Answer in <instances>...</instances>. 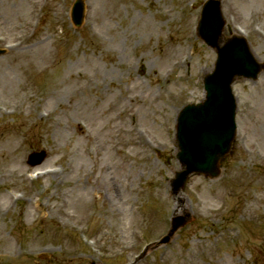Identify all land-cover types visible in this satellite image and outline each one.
Wrapping results in <instances>:
<instances>
[{
	"label": "rangeland",
	"instance_id": "obj_1",
	"mask_svg": "<svg viewBox=\"0 0 264 264\" xmlns=\"http://www.w3.org/2000/svg\"><path fill=\"white\" fill-rule=\"evenodd\" d=\"M74 1L0 0V264H127L185 213L137 264H264V74L232 86L220 178L173 197L175 120L215 62L195 33L206 0H83L78 28ZM221 8L264 62V0Z\"/></svg>",
	"mask_w": 264,
	"mask_h": 264
},
{
	"label": "water",
	"instance_id": "obj_2",
	"mask_svg": "<svg viewBox=\"0 0 264 264\" xmlns=\"http://www.w3.org/2000/svg\"><path fill=\"white\" fill-rule=\"evenodd\" d=\"M72 20L75 26L82 21V4L76 3ZM223 22L220 19V7L217 1L205 4L199 26V37L209 46L217 47ZM264 65H258L252 59L246 42L237 37L230 39L225 48L218 50L216 68L205 80V101L197 106H188L180 114L177 126L179 152L177 160L182 171L176 173L172 186L177 192L192 174H204L216 178L218 164L228 153L233 139L234 104L230 85L234 75L255 78ZM45 155L33 154L30 165L40 163ZM187 220L174 219L170 235ZM166 237L161 243L168 241Z\"/></svg>",
	"mask_w": 264,
	"mask_h": 264
},
{
	"label": "bare ground",
	"instance_id": "obj_3",
	"mask_svg": "<svg viewBox=\"0 0 264 264\" xmlns=\"http://www.w3.org/2000/svg\"><path fill=\"white\" fill-rule=\"evenodd\" d=\"M82 130V129H81ZM83 133V132H82ZM84 134V136H85V133H83ZM83 134H81V135H83Z\"/></svg>",
	"mask_w": 264,
	"mask_h": 264
}]
</instances>
